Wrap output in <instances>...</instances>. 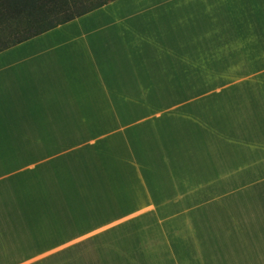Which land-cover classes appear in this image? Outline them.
Returning a JSON list of instances; mask_svg holds the SVG:
<instances>
[{
    "label": "crops",
    "instance_id": "0c3cea01",
    "mask_svg": "<svg viewBox=\"0 0 264 264\" xmlns=\"http://www.w3.org/2000/svg\"><path fill=\"white\" fill-rule=\"evenodd\" d=\"M0 264H264V0H109L1 49Z\"/></svg>",
    "mask_w": 264,
    "mask_h": 264
},
{
    "label": "trees",
    "instance_id": "16d2710c",
    "mask_svg": "<svg viewBox=\"0 0 264 264\" xmlns=\"http://www.w3.org/2000/svg\"><path fill=\"white\" fill-rule=\"evenodd\" d=\"M107 1L83 7V0H0V50L68 22Z\"/></svg>",
    "mask_w": 264,
    "mask_h": 264
},
{
    "label": "rangeland",
    "instance_id": "374dc122",
    "mask_svg": "<svg viewBox=\"0 0 264 264\" xmlns=\"http://www.w3.org/2000/svg\"><path fill=\"white\" fill-rule=\"evenodd\" d=\"M103 1H107V0H83V7H92ZM209 98L211 99L212 96Z\"/></svg>",
    "mask_w": 264,
    "mask_h": 264
}]
</instances>
